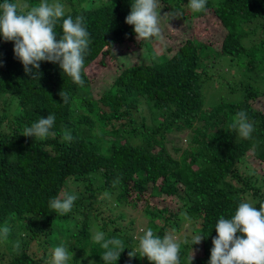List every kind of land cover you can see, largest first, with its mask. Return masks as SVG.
Returning a JSON list of instances; mask_svg holds the SVG:
<instances>
[{
	"label": "trees",
	"instance_id": "trees-1",
	"mask_svg": "<svg viewBox=\"0 0 264 264\" xmlns=\"http://www.w3.org/2000/svg\"><path fill=\"white\" fill-rule=\"evenodd\" d=\"M19 1L31 7L42 2L8 0ZM73 2L77 8L60 18L55 31L58 40L63 19L83 17L91 41L83 87L63 74L58 63L41 62L40 79H30L13 53L14 44L0 37V228L10 229L8 240L0 241V264H53V250L61 245L73 253L68 264H104L105 250L93 239L96 226L105 239L124 242L116 264H149L139 251L144 233L135 238L131 229L121 227L120 216L105 218L94 203L102 193L115 196L116 203L102 201L107 212L137 204L146 194L169 200L172 209L144 206L149 229L163 238L187 222L195 236L205 239L198 245H192L194 237L180 242V264H190L192 252L191 264H208L219 218L230 219L241 202L257 208L264 203V192L250 185L255 174L264 179V0H217L207 2L202 12H193L184 0H159L161 14L179 13L169 24L213 21L226 33L219 47L211 46L213 40L206 44L192 37L171 57L147 48L155 37L137 41L132 26L125 24L134 0ZM204 49L213 58L235 61L244 80L217 85L237 99L219 96L220 101L206 105L219 78L209 75ZM108 55L115 62L108 72L109 87L96 88L86 69L98 59L105 64ZM60 91L68 94L67 103ZM241 110L254 125L250 139L231 127ZM49 114L56 118L55 138L23 136L26 127ZM65 129L71 142L62 139ZM248 156L255 171L243 173L239 165ZM74 183V207L61 216L49 201ZM92 210L96 213L90 215ZM129 252L135 256L129 258Z\"/></svg>",
	"mask_w": 264,
	"mask_h": 264
},
{
	"label": "clouds",
	"instance_id": "clouds-1",
	"mask_svg": "<svg viewBox=\"0 0 264 264\" xmlns=\"http://www.w3.org/2000/svg\"><path fill=\"white\" fill-rule=\"evenodd\" d=\"M206 6L207 0L188 2V7L193 12L206 11ZM162 8L159 0H134L131 3L125 24L132 26L137 41L161 38V22L165 18L167 27L174 30L169 21L178 19L179 13L171 10L161 14ZM64 9L62 3L50 4L48 0H42L30 8L26 3L18 6L17 3L4 0L0 4V37L5 42L14 44L13 53L30 79H40L41 62L58 63L63 74L70 77L73 83L83 87L81 73L91 43L89 32L84 26L82 16H77L75 20L68 16L63 19L62 35L57 40L55 26L60 18L65 16ZM59 96L63 103L68 102L67 93L60 91ZM55 119L54 114H49L46 118L40 117L24 129L23 136L41 140L55 138ZM231 127L243 139H250L255 130L253 122L243 110L236 113ZM62 139L65 142L73 140L70 130L63 131ZM117 183L119 180L114 181V185ZM76 199L75 194L62 193L49 201V207L63 216L72 210ZM215 231L217 235L212 239L208 264H264V203L257 208L250 202H241L230 219L223 216L219 218ZM9 235V227L0 228V241H7ZM93 239L105 250L101 257L104 264H116L125 249L124 242L119 238L105 239L103 232H97ZM203 239L205 238L202 235L194 236L192 245L200 244ZM14 247L19 250V242ZM180 250L181 244L170 234L161 238L148 229L139 239V251L142 257L147 258L149 264H180ZM128 256L132 258L135 255L129 252ZM193 258L192 252L190 264ZM72 259L73 253L64 245L53 250V264H68Z\"/></svg>",
	"mask_w": 264,
	"mask_h": 264
},
{
	"label": "rangeland",
	"instance_id": "rangeland-1",
	"mask_svg": "<svg viewBox=\"0 0 264 264\" xmlns=\"http://www.w3.org/2000/svg\"><path fill=\"white\" fill-rule=\"evenodd\" d=\"M74 0H48V3H62L65 6V13L69 12L75 8H77V3L73 2ZM185 6L188 7L189 0H184ZM217 0H207L208 3H214ZM26 2L19 1L17 4L19 6H22ZM41 3V2H40ZM28 4V3H26ZM29 8L31 7L30 4ZM172 10V9H171ZM170 10V11H171ZM201 21H190V22H180L177 24H170L171 27L174 29H170L167 27V24H161L162 29V37L156 38L155 42L150 43L147 48L158 50V54L165 55L166 57H171L176 50L179 48V46H184L186 40H190L192 37L194 39L202 40L206 44H210V40H213L211 42V46L213 47H219L221 44V41L223 37L226 35L224 30L221 28V26H217L213 21L211 23L205 25L201 24ZM191 26V27H190ZM203 63L204 64H210L208 70L209 75H215V77L219 78L218 82H216V85L214 84L211 87V90L208 92V99L206 100V105H211L212 103L220 101L221 98L219 96H225L229 95L232 100L237 99L236 94H231L222 84H220V87L223 90L219 88V85L217 83L221 82L223 84L231 85L239 84L241 81L244 80L243 77L239 75L238 67L235 64V61L230 60L228 58H213L210 54L209 49H204L203 51ZM127 61H131L130 58L126 57ZM206 59V60H205ZM103 61L105 64H100V59H98L96 62L92 63L87 69H86V75L93 80V82L96 83V88L103 87V89H106L109 87L110 79L108 76L109 71L114 70L115 62L114 60L110 59V56L104 57ZM120 65H128L131 64L129 62H119ZM213 71L211 69L215 68ZM237 73V74H236ZM222 91V94H221ZM14 109V107H12ZM138 123H141V117L138 118ZM86 125L89 126V121H86ZM116 123H114L115 127ZM145 126H150L149 120H147V124ZM108 130L110 129V126L107 127ZM180 137V141L183 143L185 142V136L183 134L178 135ZM176 136L178 139L179 137ZM96 146V144H93ZM186 145V144H185ZM249 156L245 158L243 164H240L239 167L243 173H249L253 172L254 167L252 162H249ZM256 166V165H255ZM261 167L258 168V170ZM255 171V170H254ZM255 174V173H254ZM99 174L96 175V179H98ZM100 181V179H98ZM98 181V182H99ZM102 182H99V186ZM75 183L71 184L68 190H65L64 193L73 194V190L75 189ZM251 186H257L260 188L262 192H264V179L260 177L259 175L255 174V178L252 179ZM77 187V186H76ZM251 198V197H250ZM250 198H247V200H250ZM103 200H113L115 201V196L111 194H99L94 203L97 207L102 209V215L105 218L112 217V218H118L119 216L122 218L121 227L124 229H131L133 236L135 238L139 239V234H143L146 230L149 229L150 221L146 214H144V206L148 205V208H154L155 206H158L159 208H163L164 206H167L168 209H172V203L169 200L158 201L156 198H148L147 194L145 198L142 199L139 203H134L129 206H117L112 209V212L105 210V205L102 204ZM74 207V205H73ZM96 212L92 210L90 212V215L95 214ZM145 215V216H144ZM84 216V214H83ZM119 222V223H120ZM160 221H157L156 224H159ZM98 226L94 227V231L97 233L99 230L97 229ZM135 228V230H134ZM193 227L189 225L187 222L182 223L180 225V229L178 231H174L172 229L167 230V234L173 235L177 241L184 242L188 241L189 239L193 238L195 234L192 233ZM173 231V232H172ZM143 236V235H141Z\"/></svg>",
	"mask_w": 264,
	"mask_h": 264
}]
</instances>
